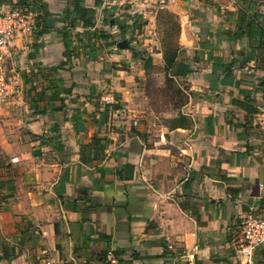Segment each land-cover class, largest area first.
<instances>
[{
	"label": "crops",
	"instance_id": "crops-1",
	"mask_svg": "<svg viewBox=\"0 0 264 264\" xmlns=\"http://www.w3.org/2000/svg\"><path fill=\"white\" fill-rule=\"evenodd\" d=\"M41 3L6 57L21 93L0 105V264H40L43 249L70 264H237L241 218L264 215V0ZM75 5L94 8L90 26ZM139 66L163 73L165 110L148 109Z\"/></svg>",
	"mask_w": 264,
	"mask_h": 264
},
{
	"label": "built area",
	"instance_id": "built-area-1",
	"mask_svg": "<svg viewBox=\"0 0 264 264\" xmlns=\"http://www.w3.org/2000/svg\"><path fill=\"white\" fill-rule=\"evenodd\" d=\"M154 1L159 8H163L166 3V0ZM37 15L36 12L20 7L0 12V105L9 103L21 93L18 78L8 73L6 57L16 37L30 35L40 28ZM235 237L237 264H254V252L264 243V215L246 213L239 222ZM108 257L110 262L115 264L116 256L108 252ZM37 260L40 264H70L53 258L45 249L39 252Z\"/></svg>",
	"mask_w": 264,
	"mask_h": 264
},
{
	"label": "rangeland",
	"instance_id": "rangeland-1",
	"mask_svg": "<svg viewBox=\"0 0 264 264\" xmlns=\"http://www.w3.org/2000/svg\"><path fill=\"white\" fill-rule=\"evenodd\" d=\"M167 21L168 19L164 17V19H162V24H160L158 28V32H156L157 30L155 31V39L160 43V48L163 51L164 58H167L172 50L176 48V21L172 18H169L170 24ZM129 38L130 40L138 41V43H143L139 41L140 39L137 36ZM139 69H141L140 66ZM138 71L139 75H135V83L137 84L138 88L142 89V91L140 92L146 95L149 105L148 109L152 108L153 110L158 112L165 110V106L167 105L168 100L170 101L171 99V90L170 88H165L162 85L164 76L163 73L160 72V70L156 67H149L146 70L141 69Z\"/></svg>",
	"mask_w": 264,
	"mask_h": 264
},
{
	"label": "trees",
	"instance_id": "trees-1",
	"mask_svg": "<svg viewBox=\"0 0 264 264\" xmlns=\"http://www.w3.org/2000/svg\"><path fill=\"white\" fill-rule=\"evenodd\" d=\"M1 2L5 3L8 6V9L20 7L22 9H26V10L31 11V12L40 11V8L42 6L41 0H0V3ZM74 11H76V17L80 21H82V24L84 26L87 27V26H90L92 24V21L89 19V17L94 16V11H95L94 8L82 7V6L75 5L73 12ZM69 14L70 13L68 11L67 16ZM37 19H39L38 16H37ZM105 22H106V20H104V23ZM108 23H110V21H108ZM110 37H112L110 33L107 36H105V38H110ZM116 43L113 42V45L114 44L116 45ZM141 55H144V54L141 52H137V51L133 52L134 58H139ZM145 59H146V61H149V58L147 59V57H146ZM174 60H176V56L172 52L170 53V55L167 56V58H165V62L168 65V67L173 66ZM96 140H98V139H96Z\"/></svg>",
	"mask_w": 264,
	"mask_h": 264
},
{
	"label": "water",
	"instance_id": "water-1",
	"mask_svg": "<svg viewBox=\"0 0 264 264\" xmlns=\"http://www.w3.org/2000/svg\"><path fill=\"white\" fill-rule=\"evenodd\" d=\"M116 46L120 49H127L129 45L126 40H120L117 42Z\"/></svg>",
	"mask_w": 264,
	"mask_h": 264
}]
</instances>
